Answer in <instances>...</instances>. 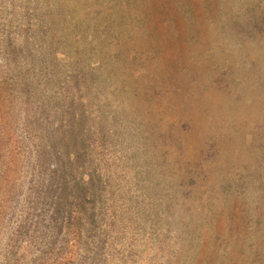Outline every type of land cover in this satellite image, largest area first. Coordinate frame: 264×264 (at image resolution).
<instances>
[{
  "label": "rangeland",
  "instance_id": "1",
  "mask_svg": "<svg viewBox=\"0 0 264 264\" xmlns=\"http://www.w3.org/2000/svg\"><path fill=\"white\" fill-rule=\"evenodd\" d=\"M0 264H264V0H0Z\"/></svg>",
  "mask_w": 264,
  "mask_h": 264
},
{
  "label": "trees",
  "instance_id": "2",
  "mask_svg": "<svg viewBox=\"0 0 264 264\" xmlns=\"http://www.w3.org/2000/svg\"><path fill=\"white\" fill-rule=\"evenodd\" d=\"M249 6V5H248ZM248 6L246 7V9L248 8ZM246 9H245V11H246ZM236 24L237 23H234V25L236 26ZM233 24L231 25V24H228L227 22L224 24V26H223V29H225L226 31H233L234 30V28H235V26H234ZM244 32L246 33L247 32V30H244Z\"/></svg>",
  "mask_w": 264,
  "mask_h": 264
}]
</instances>
